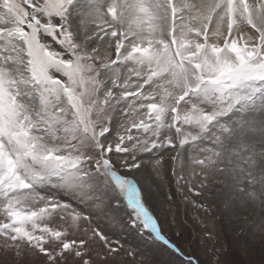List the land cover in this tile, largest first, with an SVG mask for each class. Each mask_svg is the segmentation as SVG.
I'll use <instances>...</instances> for the list:
<instances>
[{
    "label": "snow or ice",
    "instance_id": "1",
    "mask_svg": "<svg viewBox=\"0 0 264 264\" xmlns=\"http://www.w3.org/2000/svg\"><path fill=\"white\" fill-rule=\"evenodd\" d=\"M166 157L264 212V0H0V251L99 264L123 213L184 256L125 174Z\"/></svg>",
    "mask_w": 264,
    "mask_h": 264
},
{
    "label": "rangeland",
    "instance_id": "2",
    "mask_svg": "<svg viewBox=\"0 0 264 264\" xmlns=\"http://www.w3.org/2000/svg\"><path fill=\"white\" fill-rule=\"evenodd\" d=\"M152 158L145 156V160ZM169 164L166 157L163 180L153 173L150 164L139 174H125L140 185L150 210L162 225L163 234L183 249L184 256L150 238L146 231L138 232L120 213L116 223H110L106 217L98 220L113 239L124 245L123 251L100 259L99 264H184L189 254L199 264H264V231L258 228L264 212L251 204L241 206L239 202H230L216 188L203 197L185 199L176 192ZM191 200H202L211 210L195 207ZM0 264H40V257L33 254L17 257L14 252L0 251Z\"/></svg>",
    "mask_w": 264,
    "mask_h": 264
}]
</instances>
